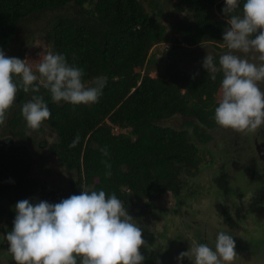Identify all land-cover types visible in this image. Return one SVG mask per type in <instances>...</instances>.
I'll return each instance as SVG.
<instances>
[{"label": "trees", "instance_id": "trees-1", "mask_svg": "<svg viewBox=\"0 0 264 264\" xmlns=\"http://www.w3.org/2000/svg\"><path fill=\"white\" fill-rule=\"evenodd\" d=\"M223 5L224 0H0V49L5 54L10 53L22 23L46 12L43 32L49 50L63 52L70 63L82 66L86 81L99 74L108 77L102 95L89 104L54 102L47 89H40L51 116L37 129L45 126L57 135L45 159L56 161L67 172L57 182L29 176L32 152L15 137L30 128L21 105L32 93L18 91L0 125L3 233L12 227L14 205L24 198L33 203L57 202L85 188H104L123 199L132 216L138 201L151 204L166 191L178 205L183 203L182 186L187 188L188 179L198 175L203 165L217 162L216 150L202 145L211 139L208 129L220 126L213 111L222 73L217 72L213 80L205 68L178 69L175 49L202 42L217 49L225 46ZM67 7L73 10L63 12ZM166 42V57L159 67L161 56L155 58L152 47ZM215 56L218 63L219 54ZM151 69L157 71L156 76H151ZM176 114L186 117L187 127L164 125ZM115 127L119 130L114 131ZM77 133L80 140L70 147ZM104 146L107 156L100 151ZM105 162L111 166V175L105 174ZM3 202L10 204L9 211ZM137 210L143 214L146 209ZM194 238L201 240L197 235ZM144 240L140 249L149 246L152 235Z\"/></svg>", "mask_w": 264, "mask_h": 264}, {"label": "clouds", "instance_id": "clouds-1", "mask_svg": "<svg viewBox=\"0 0 264 264\" xmlns=\"http://www.w3.org/2000/svg\"><path fill=\"white\" fill-rule=\"evenodd\" d=\"M222 12L227 14V27L222 32L227 51L219 54L218 63L216 52L207 51L203 55L202 44L209 42H202L186 45L189 48H176L175 58L179 59L175 66L191 70L179 64L183 57L178 52L189 51L191 65L197 64L194 68H205L213 80L216 73L221 72L213 119L223 127L256 131L264 126V88L261 87L264 82V0H224ZM164 44L169 46L168 42ZM252 52L258 55L250 58L240 54ZM38 55L36 62L31 63L32 59L25 58L23 53L21 58L6 55L0 49V125L21 89L32 93L21 105V114L32 129L39 128L51 116L41 88L48 90L52 101L73 105L94 103L102 95L107 75L99 74L86 81L83 79L85 69L70 63L63 52L46 50ZM156 74L157 71L154 76ZM79 140L77 133L69 146H75ZM17 141L32 152L29 176L39 180L31 176L39 149L33 151L27 143ZM100 151L108 155L107 146ZM42 164L52 173L49 164ZM105 166V174L111 175L110 164L105 162ZM14 208L12 227L3 238L18 264H141L145 260L140 251L145 243L143 229L115 192L85 188L57 202L33 203L28 198L20 199ZM235 245L230 231L219 230L212 243L192 239L190 247L177 254V264H182L184 257L190 258L192 264H231L238 255ZM157 264H160L159 259Z\"/></svg>", "mask_w": 264, "mask_h": 264}, {"label": "rangeland", "instance_id": "rangeland-1", "mask_svg": "<svg viewBox=\"0 0 264 264\" xmlns=\"http://www.w3.org/2000/svg\"><path fill=\"white\" fill-rule=\"evenodd\" d=\"M72 10L67 7L63 12ZM46 18V12H42L23 22L18 28L11 48L14 50L10 49V53L7 50L6 55L18 56L23 53L25 58L29 59L31 56L34 58L32 60H35L42 50H49L43 32ZM202 46L204 56L207 51L218 54L227 51L226 46L220 49L210 43H204ZM165 47L164 43L152 47L155 58L161 56L162 60L157 62L159 67L164 64ZM200 49L201 47L199 52ZM188 53L190 52H178L183 57V62L179 64L183 68L192 69L197 64L191 65L193 60ZM240 54L249 55L250 58L258 55L255 52ZM155 73L156 71L151 69L150 74L154 76ZM261 87L264 88V82H261ZM216 98L218 99L217 94ZM185 119L186 117L176 114L168 118L164 125L175 128L187 127ZM189 129L192 131L193 127ZM208 132L211 133V139L202 146L208 150H216L217 162L203 165L198 175L188 179L187 188L182 186L184 190L181 195L182 204L178 205L174 195L166 191L159 198L149 201L151 204L145 205L147 202L140 200L134 205L133 217L142 227L143 237L152 235L149 246L140 249L145 256L141 264H157V259L160 264H177V254L191 245L193 236L188 232H197L198 237H200L198 232L203 233L208 239L205 242L212 243L219 230L230 231L236 241L238 255L231 264H264V161L258 158L254 146V137L257 136L259 141H264V126L256 131H238L218 126L208 129ZM16 139L27 143L33 151L39 149L31 171L32 177L41 181L57 182L67 176L66 170L56 161H47L52 168L48 178L46 165L42 164L49 155V144L57 140V135L50 129L45 126L42 129L29 128L24 136ZM33 143L36 146L33 147L31 145ZM1 205L5 211H9L10 204L6 205L3 202ZM141 206L146 209L143 214L137 212ZM175 209H178V212ZM5 220L6 218L0 214V264H13L1 227ZM182 264H192V261L184 257Z\"/></svg>", "mask_w": 264, "mask_h": 264}, {"label": "flooded vegetation", "instance_id": "flooded-vegetation-1", "mask_svg": "<svg viewBox=\"0 0 264 264\" xmlns=\"http://www.w3.org/2000/svg\"><path fill=\"white\" fill-rule=\"evenodd\" d=\"M257 145L259 146V149H261L260 152L256 148ZM254 146H255V149H256V153H257L258 158H260L262 161H264V141L263 140H260L259 141L258 137L256 136V137H254ZM198 233H199V236H200V239L201 240H197V241H199V242H201V241H204V242L205 241H208V239H206V235L205 234L200 233V232H198ZM188 234L189 235L192 234L193 239H195L194 236L197 234V232H193L192 231V232H188Z\"/></svg>", "mask_w": 264, "mask_h": 264}, {"label": "water", "instance_id": "water-1", "mask_svg": "<svg viewBox=\"0 0 264 264\" xmlns=\"http://www.w3.org/2000/svg\"><path fill=\"white\" fill-rule=\"evenodd\" d=\"M256 148H257V150H258L259 152L261 151V149H259V146H258V145H257V147H256Z\"/></svg>", "mask_w": 264, "mask_h": 264}, {"label": "bare ground", "instance_id": "bare-ground-1", "mask_svg": "<svg viewBox=\"0 0 264 264\" xmlns=\"http://www.w3.org/2000/svg\"><path fill=\"white\" fill-rule=\"evenodd\" d=\"M218 45V44H217Z\"/></svg>", "mask_w": 264, "mask_h": 264}]
</instances>
